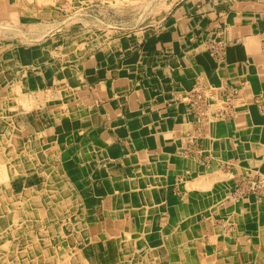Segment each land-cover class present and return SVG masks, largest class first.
<instances>
[{
  "label": "crops",
  "instance_id": "0c3cea01",
  "mask_svg": "<svg viewBox=\"0 0 264 264\" xmlns=\"http://www.w3.org/2000/svg\"><path fill=\"white\" fill-rule=\"evenodd\" d=\"M54 1L0 0L28 36L0 54V237L23 208V223L47 228L59 191L98 190L104 234L131 232L146 248L139 264H264V198L240 196L264 174V4L183 0L160 24L100 48L87 36L80 51L75 13L60 18L68 0ZM197 89L212 97L207 114ZM218 216L233 224L229 239Z\"/></svg>",
  "mask_w": 264,
  "mask_h": 264
},
{
  "label": "rangeland",
  "instance_id": "374dc122",
  "mask_svg": "<svg viewBox=\"0 0 264 264\" xmlns=\"http://www.w3.org/2000/svg\"><path fill=\"white\" fill-rule=\"evenodd\" d=\"M181 1L183 0H68L65 1L63 14H59V17H66L68 13H77V15L72 14L70 16H74L71 21H74L80 29V39H85L80 42L81 51L86 48L84 42L87 41V36H90V39L95 37L92 49L93 47L100 48L104 46L105 41L110 37L118 38L132 29L160 24L171 8ZM214 2H217V5L226 6L223 10L230 9L233 3H239L241 6L250 3L256 5V8H260L264 4V0H214ZM49 3H56V6L58 4L54 0H49ZM52 17L56 18V16H48V18ZM5 18H7V15L0 14V20H3L0 22V27L2 26L0 28V44L2 46L0 54L11 47L9 44L12 42L8 40L14 37L11 35H15L17 44L24 45L28 42L26 41L28 40L26 31L24 32L20 26L12 27L11 23L6 22ZM20 25H22V22ZM87 29H90V32ZM55 49L54 46L52 48L54 56L56 55ZM0 83L4 85L2 87L7 84L3 81H0ZM15 96L17 98V112H20L19 107L21 105L19 103L25 104V100L18 94ZM5 98L7 99L6 94L1 95V99L5 101ZM20 109L23 111V108ZM6 111V105L1 104V121ZM246 178L244 186L240 188V196L256 194L260 199H263L264 174L250 175ZM247 186L250 187L249 190H247ZM103 193L98 190L95 191V197L92 199L88 198L87 191H80L79 200H75V198H72L71 191H59L57 197L48 200L47 216L50 221L47 223V228H41L40 224L37 223H23L24 219L30 215L29 212H26L27 209L23 208L19 211L23 220L18 225V230L9 231L5 233L4 237H0V264H88V262L92 264H139V262H142L147 255L144 254L143 256L140 253L146 248H142L144 245L140 240L138 242L134 239L130 240L131 232L128 233L130 236L117 237L109 243L107 236L104 234L105 224L99 220L103 216V208H99L98 198ZM228 194L230 195V192ZM89 202H91V206H89ZM94 202L95 205L93 206ZM93 207H95L96 217L93 215ZM214 207H216L213 208L215 211L221 208L220 205ZM149 210V213H151L152 208H149ZM215 214L219 215V211ZM218 217L220 218L216 223L219 227L218 235L229 239L233 224L228 219ZM89 231L94 232L95 237H92ZM211 239L210 237L207 238L210 245L212 241L219 238ZM204 240L202 239V241ZM106 244L110 248V254L108 255L103 254ZM74 247L79 248V254L76 253ZM83 251H85V254ZM124 258L128 260L124 261ZM258 258L261 263L264 262V254H257ZM150 259L153 260V255Z\"/></svg>",
  "mask_w": 264,
  "mask_h": 264
},
{
  "label": "built area",
  "instance_id": "2783aa9c",
  "mask_svg": "<svg viewBox=\"0 0 264 264\" xmlns=\"http://www.w3.org/2000/svg\"><path fill=\"white\" fill-rule=\"evenodd\" d=\"M208 98H212L210 96H205V94L203 92H201V89H197L192 93L191 99L193 100V103H197L196 106H198V104L201 107V111H199L202 114H207V107L206 104L208 103ZM195 106V105H194Z\"/></svg>",
  "mask_w": 264,
  "mask_h": 264
},
{
  "label": "bare ground",
  "instance_id": "6f19581e",
  "mask_svg": "<svg viewBox=\"0 0 264 264\" xmlns=\"http://www.w3.org/2000/svg\"><path fill=\"white\" fill-rule=\"evenodd\" d=\"M2 27V26H1ZM0 27V28H1ZM1 30V29H0ZM9 135V134H8ZM2 136V135H1ZM9 137H10V135H9ZM9 140V139H8ZM4 141V140H3ZM3 165H5V164H3ZM1 167H2V165H0ZM0 169H2V168H0ZM4 171H6L5 169L3 170V172ZM2 171H1V173H3ZM6 173V172H5ZM2 177V176H1ZM0 177V178H1ZM4 177H5V179L4 180H6V175H4ZM8 179V178H7ZM2 180L0 179V182H1ZM5 182V181H4ZM23 205V204H22ZM20 206V205H19ZM26 207V206H25ZM35 207H37V206H35ZM11 209V208H10ZM14 209V208H13ZM9 212V211H8ZM29 212V211H28ZM33 213V212H32ZM29 214V213H28ZM80 223V222H79ZM13 224V223H12ZM13 226V225H12ZM47 226V225H46ZM17 227V226H16ZM67 228H69V227H67ZM21 229V228H20ZM53 230V229H52ZM70 230V229H69ZM1 231V230H0ZM3 231V230H2ZM66 231V230H65ZM18 232V231H17ZM15 233V232H14ZM3 236V235H2ZM7 236V235H6ZM15 236V235H14ZM27 236V235H26ZM28 237V236H27ZM21 239V238H20ZM24 240V239H23ZM26 243V242H25ZM35 243V242H34ZM26 246V245H25ZM27 250V249H26ZM17 256V255H16ZM29 262V261H28ZM14 263V262H13ZM61 264V263H60Z\"/></svg>",
  "mask_w": 264,
  "mask_h": 264
}]
</instances>
